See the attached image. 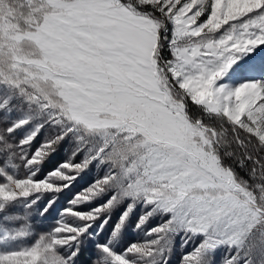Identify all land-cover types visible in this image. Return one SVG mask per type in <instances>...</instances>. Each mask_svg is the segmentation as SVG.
Wrapping results in <instances>:
<instances>
[{"label":"snow or ice","instance_id":"snow-or-ice-1","mask_svg":"<svg viewBox=\"0 0 264 264\" xmlns=\"http://www.w3.org/2000/svg\"><path fill=\"white\" fill-rule=\"evenodd\" d=\"M261 53L264 0H0V264H264Z\"/></svg>","mask_w":264,"mask_h":264},{"label":"rangeland","instance_id":"rangeland-1","mask_svg":"<svg viewBox=\"0 0 264 264\" xmlns=\"http://www.w3.org/2000/svg\"><path fill=\"white\" fill-rule=\"evenodd\" d=\"M260 55H264V53H261ZM12 211L22 213L23 210L20 206H17L15 209H12ZM51 222H52L51 217H49L48 220H44V221L40 220L39 218L34 219L32 221L34 232H36V233L43 232L48 227H50ZM177 255H178V251H177V254L172 257V264H176V256Z\"/></svg>","mask_w":264,"mask_h":264}]
</instances>
